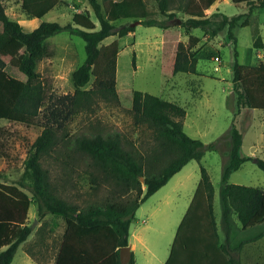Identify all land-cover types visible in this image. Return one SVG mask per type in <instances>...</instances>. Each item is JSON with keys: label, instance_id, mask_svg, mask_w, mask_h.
Here are the masks:
<instances>
[{"label": "trees", "instance_id": "obj_1", "mask_svg": "<svg viewBox=\"0 0 264 264\" xmlns=\"http://www.w3.org/2000/svg\"><path fill=\"white\" fill-rule=\"evenodd\" d=\"M62 1L21 0V6L29 15L41 18ZM155 1L165 18L154 16L146 0H89L99 27L89 11H75L65 24L42 21L33 30L26 31L7 13L3 0H0V72L5 76L0 89V114L11 121L43 126L28 151L24 171L17 183L32 192L39 217L51 214L54 218L51 230L59 225L60 218L65 222L55 264H121L120 248L129 244L130 225L141 203L189 161L201 160L206 149L218 148L217 141L205 144L184 130L185 107L138 89L134 90L132 98L134 120L146 123L154 130L163 154L167 155L166 162L161 163L163 158L155 152L150 157L138 155L126 145L120 132L69 133L68 124L77 114L94 110L101 100L119 102V42L103 43V40L111 34L127 35L135 27L130 21L120 25L113 21L140 19L141 24L163 30L161 70L167 76L178 72L198 73L199 59L194 47L200 38L190 34L186 44L181 39L179 26L201 28L211 36L226 29L235 43L233 91L237 96L238 111L246 107L264 109V62H240L235 34L241 20L247 17L253 47L264 48L256 12L264 8V0H248L246 12L231 16L219 11L206 14L205 11L218 0ZM218 15L221 17L216 18ZM63 31L84 39L86 59L73 71V93H51L48 96L37 65L53 53L48 38ZM13 41L21 43L25 50L17 65L7 63L1 53ZM92 77V86L86 88ZM229 134L232 144L223 168L221 188L225 236L222 239L218 230L215 188L207 168L202 165L200 180L177 228L165 264H243L240 253L244 241L233 246V233L237 228L246 230L264 222V188L229 181L232 172L251 159L241 154L243 132L235 122ZM4 135L5 130L0 127V144ZM61 144L67 151L73 150L84 158L96 186L101 178L96 172H102L104 180L116 185L110 196L80 206L60 194L58 183L51 177L47 156H51ZM258 165L264 169V159L259 158ZM134 190L136 197L132 194ZM28 207L25 193L15 191L12 185H5L4 189L0 187V264H10L19 245L34 230L31 222L24 221ZM234 216L239 221H235ZM37 229V234L44 236L45 222ZM28 252L37 262L46 264L49 253L32 249ZM127 264H135L133 252Z\"/></svg>", "mask_w": 264, "mask_h": 264}, {"label": "rangeland", "instance_id": "obj_2", "mask_svg": "<svg viewBox=\"0 0 264 264\" xmlns=\"http://www.w3.org/2000/svg\"><path fill=\"white\" fill-rule=\"evenodd\" d=\"M146 2L154 16L165 18L160 13L155 0H146ZM3 3L7 13L19 21L26 31L33 30L42 21H58L65 24L71 20L75 11H89L99 27L89 0H63L41 18L25 12L21 0H3ZM247 3L248 0H218L205 12L211 15L219 11L231 16L246 12ZM257 13L261 22V33L264 36V8H259ZM180 15L185 17L181 13ZM127 21L132 23L136 20L125 18L113 23L120 25ZM140 21L133 24L135 30L127 35L111 34L103 40V43H110L113 40L119 42L117 63L119 102L101 100L94 110L77 114L69 122L67 129L70 134L120 132L125 137L126 145L134 149L138 155L144 154L150 157L155 152L163 158L161 163L166 162L167 155L163 154V148L156 140L154 130L148 124L136 123L134 120L131 112L132 98L134 90L138 89L179 103L187 111L184 130L205 144L218 142L217 149H206L201 160L189 161L136 211L131 232L133 233L136 227L143 223L142 220L147 218L150 225L142 233L156 255L153 264H164L161 262L169 256L178 224L200 179L202 165L207 168L215 188L214 204L218 230L222 239L225 236L222 224V175L224 165L229 159L232 144L229 133L234 122L243 132L241 154L251 159L233 171L229 181L264 188V169L259 167L258 161L253 160V158L264 159V109L246 107L238 111L237 96L233 91L235 43L226 29L216 36H211L201 28L186 29L179 26L181 39L186 44L189 42L190 34L200 38L194 47L199 59L198 73L178 72L173 76H167L161 70L163 30L158 26H146ZM235 34L240 62L247 64L264 62V48L253 47L252 32L247 17L241 20ZM48 43L53 53L39 61L37 65V71L45 82L47 95L73 93L75 91L73 71L86 59L84 39L63 31L49 37ZM1 53L7 63L17 65L22 60L25 50L21 43L13 41L5 46ZM4 79V73L0 72V89ZM93 80L94 77L86 88L92 86ZM41 109H44V106ZM0 127L5 130L0 144V187L4 189L5 185H12L15 191L26 194L29 207L24 221L33 223L37 219L38 222L33 227L37 229L40 221H54V218L51 214L39 217L38 206L32 192L21 187L17 181L24 171V161L28 151L43 126L11 121L0 114ZM47 159L51 177L58 183L60 194L80 206L102 201L116 188L114 183L103 179L102 172H96L101 176L100 184L96 186L92 182L84 158L73 150L67 151L62 144L51 156H47ZM143 188H145L144 184ZM164 193L165 197H163ZM132 194L136 197V190ZM234 218L235 221H239L235 216ZM62 219L60 218L59 221H64ZM131 240L133 242L136 240L132 252L137 264H143L145 253L142 245L133 235ZM242 241L244 244L240 255L243 264H264V222L246 230L235 229L232 245L237 246ZM30 249L45 251L38 238L27 245L26 250ZM23 257H25L24 248L20 246L11 264H21Z\"/></svg>", "mask_w": 264, "mask_h": 264}, {"label": "crops", "instance_id": "obj_3", "mask_svg": "<svg viewBox=\"0 0 264 264\" xmlns=\"http://www.w3.org/2000/svg\"><path fill=\"white\" fill-rule=\"evenodd\" d=\"M258 10V9H257ZM257 10H256V12H257ZM261 23V22H260ZM240 26V25H239ZM237 29V28H236ZM263 39H264V36H263ZM193 160V159H192ZM184 167V166H183ZM183 169V168H182ZM181 169V170H182ZM181 170H179V171H181ZM178 171V172H179ZM178 172H176V173H178ZM175 173V174H176ZM174 174V175H175ZM173 175V176H174ZM172 176V177H173ZM201 176V175H200ZM171 177V178H172ZM200 180V179H199ZM169 182V181H168ZM167 182V183H168ZM199 182V181H198ZM198 184V183H197ZM197 187V186H196ZM196 190V189H195ZM158 192V190L154 193V194H156ZM195 192V191H194ZM153 195V194H152ZM151 195V196H152ZM165 193H164V195H163V197H165ZM193 195H194V193H193ZM193 195H192V197H191V199H190V202H191V200H192V198H193ZM147 200V199H146ZM145 200V201H146ZM144 201V202H145ZM144 202H142L141 204H143ZM190 202H189V204H188V206L190 205ZM141 206V205H140ZM139 206V207H140ZM188 206H187V208H186V210H185V212H184V214L186 213V211H187V209H188ZM138 207V208H139ZM184 214H183V216H184ZM183 216H182V218H183ZM149 217V216H148ZM217 217V216H216ZM182 218H181V220H182ZM136 219V218H135ZM147 218H145V219H143L142 221H143V223H141V224H139L137 227H136V229H135V231L132 233L131 232V229H130V235H129V244H130V246H131V250L135 247V243H136V240L133 242L132 240H131V236L133 235L134 236V238L135 239H137L138 241H139V243H141V245H142V250L144 251V253H145V262L143 263V264H153V262H154V258L156 257V255H154V252L150 249V247H149V245H148V243H147V241H146V237L145 236H143V230H146V227H148L150 224L148 223V221L146 220ZM30 222V221H29ZM41 223H40V225L41 224H44V222H45V229H44V236H41V235H39V234H37L36 232L38 231V229H34L33 230V232L28 236V238L24 241V242H22L20 245H19V247L20 246H22L23 248H24V253H25V257H23V259H22V263L21 264H41V263H39V262H37L30 254H29V252L26 250V247H27V245L28 244H30L33 240H36L37 238L39 239V241H41L40 243L43 245V247H44V249H45V251L47 252V253H49V256H48V260H47V262H46V264H55V255H56V253H57V250H58V246H59V244H60V242L62 241V233H63V231H64V228H65V222L64 221H59L60 223H59V225L54 229V230H51V226H52V221H40ZM181 222V221H180ZM180 222H179V224H180ZM133 223V222H132ZM131 223V224H132ZM31 224H32V221H31ZM179 224H178V226H179ZM39 225V226H40ZM38 226V227H39ZM130 228H131V225H130ZM178 228V227H177ZM177 231V230H176ZM55 242V244H52V242ZM18 247V248H19ZM18 250V249H17ZM17 253V252H16ZM153 255H154V257H153ZM166 260H167V258L164 260V261H162L161 263H164L165 264V262H166ZM12 263V262H11ZM10 263V264H11ZM135 264H137V261H136V259H135Z\"/></svg>", "mask_w": 264, "mask_h": 264}, {"label": "water", "instance_id": "obj_4", "mask_svg": "<svg viewBox=\"0 0 264 264\" xmlns=\"http://www.w3.org/2000/svg\"><path fill=\"white\" fill-rule=\"evenodd\" d=\"M140 20H136L130 24H135L137 22H139ZM254 161H258L257 158H253ZM38 222L37 219H35V221L31 224L32 227L35 226V224ZM131 256H132V250H131V246L130 244L126 245V246H122L120 248V259H121V264H127L130 259H131Z\"/></svg>", "mask_w": 264, "mask_h": 264}]
</instances>
